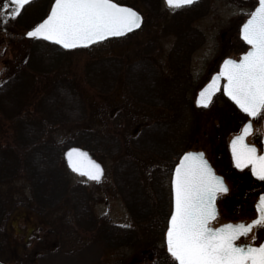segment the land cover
Here are the masks:
<instances>
[{"label": "rangeland", "instance_id": "obj_1", "mask_svg": "<svg viewBox=\"0 0 264 264\" xmlns=\"http://www.w3.org/2000/svg\"><path fill=\"white\" fill-rule=\"evenodd\" d=\"M53 1L37 0L24 7L15 18L7 19L8 32L0 34V78L8 73L6 68L23 66L28 55L58 51L63 63L54 74L64 73L81 86L86 101L82 104L83 113L88 115L83 127L108 133L113 127L111 124H121L120 133L125 140L124 137L135 135L144 124L161 123V132L149 133L146 139L174 143L178 149L189 146L209 152L213 144L217 152L228 150V141L242 127L246 114L222 90L207 106L197 105L196 98L198 91L220 70L224 59H238L249 47L240 31L258 0H198L179 8H170L165 0H159L154 9L142 0H116L142 13L140 27L128 34L68 49L67 52L54 49L48 43H43L47 48L44 51L38 39L26 36V32L48 14ZM14 34L17 37L14 38ZM103 63L117 70L115 79L106 80L104 72L101 78L93 77V72L107 69H103ZM98 66L99 71L96 70ZM87 71L98 87L92 86L88 80L83 81L82 74ZM129 86L159 104L144 106L135 103L133 97L136 96L129 94ZM106 89L111 91L99 92ZM64 91L68 97L69 89L64 87ZM121 109H128L126 118L115 121ZM77 129L74 125H64L56 128L52 137L63 142ZM10 132L0 133V141L8 140ZM130 153L147 167L164 171L165 199L170 203V214L173 172V169L167 170L170 164L151 152L130 150ZM92 155L105 165L104 178L93 181L70 172L71 184L85 187L96 216L139 229L114 185L117 159ZM241 183H230L229 191L219 195L218 215L210 222L212 226L238 220L247 222L256 216L259 184L252 179ZM5 187L11 188L19 199H28L31 195L23 178ZM162 194L164 197L163 189ZM9 230L11 242L21 254L19 258L5 260L7 264H175L167 252L166 230L156 239L155 246H150L151 243L106 246L95 238L97 231L77 224L72 209L67 206L51 214L49 220L27 206H19L12 213ZM263 234L264 226H256L247 240L256 243Z\"/></svg>", "mask_w": 264, "mask_h": 264}, {"label": "trees", "instance_id": "obj_2", "mask_svg": "<svg viewBox=\"0 0 264 264\" xmlns=\"http://www.w3.org/2000/svg\"><path fill=\"white\" fill-rule=\"evenodd\" d=\"M142 1L152 9L159 3V0ZM39 41V46L46 51L43 43L48 42ZM48 45L62 52L68 51L53 43ZM47 52L50 51L41 55H28L23 66L7 68L5 72L8 73L0 78V133L11 131L8 140L0 141V264L17 256L19 258L21 254V250L11 242L9 230L12 213L19 206L33 209L46 220L67 206L72 209L77 224L97 231L95 238H99L106 246L150 243V246H155L156 239L168 227L170 215V203L165 199L164 171L147 167L130 150L154 153L168 162L170 167L167 170L172 171L181 153L189 146L178 149L174 143L172 145L159 139H146L149 133L156 135L161 132V123L144 124L135 135L124 137L125 140L120 133L121 124H111L113 127L108 133L83 127V121L88 115L83 113L82 104L86 101L81 86L64 73L54 74L63 63L62 54L58 51H52L51 54ZM109 62L113 64V60ZM101 65L107 69L93 72L95 79L101 78L103 72L106 80L116 78L117 70H113L110 64ZM99 69V66L96 67L97 71ZM89 75H92L89 71L82 74L83 81L88 80L92 86L98 87ZM64 87L69 89L68 97ZM129 89L132 90H128L129 94L136 96L133 97L135 103L144 106L159 104V101H150L130 86ZM110 91L106 89L99 92ZM127 110L121 109L114 120H124ZM64 125H74L78 129L63 142L55 140L52 132ZM71 145L82 146L97 156L117 159L114 185L139 229L115 224L95 215L91 197L85 187L70 182L71 171L64 159V151ZM20 178L25 179L30 187L31 195L28 199L15 197L13 190L5 187Z\"/></svg>", "mask_w": 264, "mask_h": 264}, {"label": "snow or ice", "instance_id": "obj_3", "mask_svg": "<svg viewBox=\"0 0 264 264\" xmlns=\"http://www.w3.org/2000/svg\"><path fill=\"white\" fill-rule=\"evenodd\" d=\"M30 2L3 0L5 17L15 18ZM192 3L193 0H166L170 8ZM142 20L135 8L116 0H54L46 17L26 35L71 49L123 35L140 27ZM241 36L249 47L240 59H224L221 70L200 90L196 104L207 106L221 90V78H226L224 93L249 117L240 134L231 140L233 160L237 168L251 166L252 175L264 181V152L246 142L253 132V119L264 116V0H258L247 15ZM66 155L76 172L84 170L81 157L88 156L87 152L72 148ZM88 159L87 174L100 179L102 165ZM171 187L173 209L166 229V248L175 264H264V242L246 240L254 226H264V192L256 204L258 215L250 222L213 227L210 222L218 215L217 198L229 188L203 152L183 153L175 164ZM241 237H245L244 242H238Z\"/></svg>", "mask_w": 264, "mask_h": 264}, {"label": "flooded vegetation", "instance_id": "obj_4", "mask_svg": "<svg viewBox=\"0 0 264 264\" xmlns=\"http://www.w3.org/2000/svg\"><path fill=\"white\" fill-rule=\"evenodd\" d=\"M36 1L37 0H32L29 4L25 5L24 7L33 5ZM10 7H11V5H10ZM4 12H5V9L3 7V0H0V34L2 32H4V33H7L8 32V27L6 25V21H7L8 18L5 17ZM3 23H4V25H3ZM13 37L15 38V37H17V35L14 34ZM1 40L2 39L0 38V42H1ZM216 72H219V71H216ZM224 82H226V78L225 77H222V82H221V90L222 91H223V83ZM217 93L218 92H216L214 94L213 98L215 97V95ZM246 116H247V114H246ZM247 119H249L248 116H247ZM247 119H246V121H247ZM255 122H257L256 123L257 129H256V126L254 124ZM242 127H243V125H242ZM242 127L239 128L230 137V139L228 141V150L229 151L227 150V148H225L222 152H217L214 149V145L213 144H211V149H210L209 152H207V150H204V149H195V150H202V151H204L206 158L208 159V161L210 162V164L214 168L215 172L221 174L224 177L227 185L229 186V189H230V183L231 184L232 183H234V184H242L241 181L244 182V180H251L252 179L257 184H259V195H258V198H257V201H256V204H257V202L259 201L260 194L262 192H264V181H261L257 177H255V176L252 175V173H251V166L245 167L244 169L237 168L236 165H235V162L233 160V157H232L231 139L233 138V136H235L236 134H238V133H240L242 131ZM246 142L247 143H250V144H256L257 147H258V149L260 151L264 152V116H262V117H260L258 119H253V132L250 133L246 137ZM189 149H193V148L190 147V148H188L186 150H189ZM182 153H181V155H182ZM181 155L179 156V158L181 157ZM216 204H217V209H218L219 208V206H218V198H217ZM256 204H255V208H256ZM257 215H258V212H257V209H256V216ZM255 227L256 226L253 227L252 231L255 229ZM252 231L248 234V236L252 233ZM248 236H247L246 240L248 239ZM263 240H264V234L260 237V240L258 242H256L255 244H259V243L263 242ZM244 241H245V237H241L240 238V241H238V242H244ZM247 242H249V241L247 240ZM249 243H251V241ZM28 250H30V249H28ZM2 264H7V263L6 262H3Z\"/></svg>", "mask_w": 264, "mask_h": 264}, {"label": "water", "instance_id": "obj_5", "mask_svg": "<svg viewBox=\"0 0 264 264\" xmlns=\"http://www.w3.org/2000/svg\"><path fill=\"white\" fill-rule=\"evenodd\" d=\"M32 1V0H31ZM166 1V0H165ZM196 1H198V0H193V3L194 2H196ZM54 2V1H53ZM129 6V5H128ZM131 7V6H130ZM137 10V9H136ZM50 11V10H49ZM138 11V10H137ZM139 12V11H138ZM141 13V12H140ZM141 15H142V13H141ZM46 17V16H45ZM44 17V18H45ZM143 17V16H142ZM43 18V19H44ZM41 21V20H40ZM39 21V22H40ZM142 22H143V20H142ZM31 29V28H30ZM29 29V30H30ZM137 28H135V29H133V30H131V31H129V32H127V33H125V34H128V33H130V32H132V31H134V30H136ZM28 30V31H29ZM27 33V32H26ZM125 34H123V35H125ZM240 35H241V31H240ZM27 36V35H26ZM115 36H121V35H114V36H110V37H115ZM29 37V36H28ZM110 37H107V38H110ZM242 37V36H241ZM35 38V37H34ZM107 38H105V39H107ZM37 39H42V40H45V41H47V42H50V43H55V42H52V41H48V40H46V39H43V38H37ZM55 44H58V43H55ZM58 45H60V44H58ZM62 46V45H61ZM77 47H83V46H77ZM76 48V47H75ZM67 49H69V48H67ZM71 49H73V48H71ZM232 58H234V57H232ZM241 58V57H240ZM239 58V59H240ZM234 59H237V58H234ZM222 65H223V63H222ZM222 65H221V67H222ZM220 70H221V68H220ZM219 70V71H220ZM217 73V72H216ZM215 73V74H216ZM215 74H213V75H215ZM212 78V77H211ZM211 80V79H210ZM221 82H222V78H221ZM207 85V83L203 86V87H205ZM202 87V88H203ZM201 88V89H202ZM200 89V90H201ZM200 90L198 91V95H199V92H200ZM198 95H197V98H198ZM214 96V95H213ZM196 98V99H197ZM212 99H213V97H212ZM198 105V104H197ZM201 106H203V105H201ZM238 134H240V133H238ZM238 134H236V135H238ZM235 135V136H236ZM234 137V136H233ZM232 140V139H231ZM72 148H79V149H81V150H83L84 152H87L88 153V156H86V157H81V161H82V163H83V165H84V170L82 171V172H76L70 165H69V163H68V160H67V155H66V153L69 151V149H72ZM231 150H232V147H231ZM188 151H193V152H203L204 153V151H202V150H195V149H191V150H187V151H185V152H188ZM183 155V154H182ZM182 155H181V157H182ZM204 156H205V153H204ZM89 157H91V159L92 160H95L96 162H98L99 164H101L102 165V168H103V174H102V176H101V178L100 179H92L91 177H89V175L87 174V167H88V164H89ZM180 157V158H181ZM64 158H65V161H66V163H67V165H68V167H69V169L71 170V171H73V172H75V173H77V174H79V175H84V176H86L87 178H89V179H91V180H95V181H99V180H101L102 178H103V176H104V174H105V166H104V164H103V162L102 161H100L98 158H96V157H94L93 155H92V153L89 151V150H87V149H85V148H83V147H81V146H78V145H72V146H70V147H68L66 150H65V152H64ZM205 158H206V156H205ZM207 159V158H206ZM180 160V159H179ZM208 160V159H207ZM178 163H179V161H178ZM210 163V162H209ZM214 169V168H213ZM173 173H174V169H173ZM173 173H172V176H173ZM217 175H220V176H222L221 174H219V173H216ZM223 177V176H222ZM224 178V177H223ZM171 180H172V177H171ZM224 181H225V179H224ZM225 183H226V181H225ZM227 184V183H226ZM228 186V185H227ZM228 188H229V186H228ZM171 191H172V187H171ZM258 203V202H257ZM172 209H173V202H172ZM172 211V210H171ZM169 219H170V217H169ZM254 219V218H253ZM252 220V219H251ZM250 220V221H251ZM240 221H244V222H246L245 220H238V221H236V222H240ZM250 221H248V222H250ZM232 222V221H231ZM236 222H232V223H236ZM226 223H229V222H226ZM168 224H169V221H168ZM224 224V223H223ZM220 226V225H219ZM219 226H216V227H219ZM214 227V226H213ZM263 242H264V240H263Z\"/></svg>", "mask_w": 264, "mask_h": 264}]
</instances>
